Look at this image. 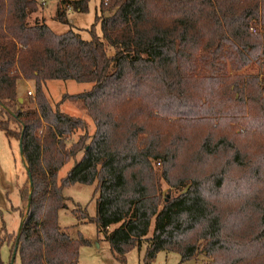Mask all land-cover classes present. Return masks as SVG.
Returning a JSON list of instances; mask_svg holds the SVG:
<instances>
[{
    "label": "trees",
    "instance_id": "obj_1",
    "mask_svg": "<svg viewBox=\"0 0 264 264\" xmlns=\"http://www.w3.org/2000/svg\"><path fill=\"white\" fill-rule=\"evenodd\" d=\"M39 1L0 0V131L21 141L28 170L19 237L0 233V248L21 264H78L89 242L59 213L63 188L81 184L95 185L97 213H72L121 264L143 243L146 263L164 251L179 264H264V0H101L109 15L88 41L30 25ZM49 1L70 26L62 7L84 14L90 0ZM22 80L34 83L35 110L20 108ZM52 81L92 84L69 96L92 135L68 145L87 124L50 105Z\"/></svg>",
    "mask_w": 264,
    "mask_h": 264
},
{
    "label": "rangeland",
    "instance_id": "obj_2",
    "mask_svg": "<svg viewBox=\"0 0 264 264\" xmlns=\"http://www.w3.org/2000/svg\"><path fill=\"white\" fill-rule=\"evenodd\" d=\"M107 0H103V6ZM42 4V8L28 18L30 25L36 21L46 23L50 29L56 34H63L69 29L77 32L81 39L90 40V29L95 25L92 31H95L97 36H101L99 23L95 22L96 16L106 17L109 14L101 9V0H90L88 3V12L79 14L73 12L72 8L64 5L62 10L65 11L66 17L70 26L61 24L54 20L56 10V2L46 0ZM256 67L244 70L245 73H254ZM264 74V68L262 69ZM264 79V76H261ZM22 81H19L18 84ZM29 82L24 85L19 84L18 98L22 99L21 107L23 110H35V92L34 83ZM92 84L76 83L73 81H52L47 82L45 86V97L53 107L58 105L62 112L81 118L87 124L86 132L77 131L68 145L77 141L80 135H92L94 132V124L87 115L82 103L71 99L69 96L81 94L89 91ZM29 93L31 95H29ZM5 119V118H4ZM10 127L17 131L14 124ZM40 134V133H39ZM19 140L16 136H7L0 131V233H7L13 236L18 235L21 225L20 213L26 211V204L21 201L20 191L28 187V179L25 169V164L22 161L20 154ZM81 153L76 158L78 161L81 158ZM74 161L67 163L58 173V179L66 176L68 171L73 167ZM63 196L68 199L67 209L59 213V225L67 232L71 238L77 239L82 236L89 242L88 246H82L79 249L78 264H121L113 256L109 244L104 240L102 235L98 234L97 226L93 222L78 220L77 216L72 213L78 206L84 209L90 218H94L97 213L95 185L87 186L76 184L63 188ZM146 244H142L140 248L131 250L125 256L124 264H179L181 258L176 253L161 251L157 253L155 258L149 263L145 262ZM10 245L3 244L0 248V264H10ZM207 259L199 256L197 260H192L187 264H206ZM13 264H21L18 255L15 256Z\"/></svg>",
    "mask_w": 264,
    "mask_h": 264
},
{
    "label": "water",
    "instance_id": "obj_3",
    "mask_svg": "<svg viewBox=\"0 0 264 264\" xmlns=\"http://www.w3.org/2000/svg\"><path fill=\"white\" fill-rule=\"evenodd\" d=\"M20 102H21V100H20ZM20 143H21V141H20ZM20 154H21V156H22V151H21V149H20ZM26 169V168H25ZM28 172V170L26 169V173ZM29 184L31 185V182L29 181ZM30 199V198H29ZM22 227V224L20 225V228ZM17 237H19V235H17ZM15 256H16V250H14V252H13V254H12V257H11V263L10 264H13V262H14V259H15Z\"/></svg>",
    "mask_w": 264,
    "mask_h": 264
},
{
    "label": "crops",
    "instance_id": "obj_4",
    "mask_svg": "<svg viewBox=\"0 0 264 264\" xmlns=\"http://www.w3.org/2000/svg\"><path fill=\"white\" fill-rule=\"evenodd\" d=\"M28 83H29V82H27V81H23V82H20L19 84H23V86H24V85H26V84H28ZM19 84H17V88H18V85H19ZM17 94H18V91H17ZM19 100L22 101V99H20V98H19Z\"/></svg>",
    "mask_w": 264,
    "mask_h": 264
},
{
    "label": "built area",
    "instance_id": "obj_5",
    "mask_svg": "<svg viewBox=\"0 0 264 264\" xmlns=\"http://www.w3.org/2000/svg\"><path fill=\"white\" fill-rule=\"evenodd\" d=\"M41 2H45V0H41ZM254 33L256 32L255 30H252ZM261 32H264V30H260ZM29 95H31L30 93H29Z\"/></svg>",
    "mask_w": 264,
    "mask_h": 264
}]
</instances>
